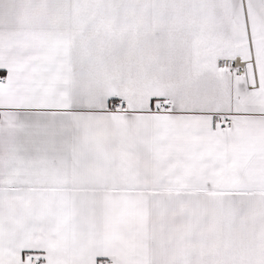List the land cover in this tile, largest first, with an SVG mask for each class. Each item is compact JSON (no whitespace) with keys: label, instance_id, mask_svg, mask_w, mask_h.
Returning a JSON list of instances; mask_svg holds the SVG:
<instances>
[{"label":"snow or ice","instance_id":"obj_1","mask_svg":"<svg viewBox=\"0 0 264 264\" xmlns=\"http://www.w3.org/2000/svg\"><path fill=\"white\" fill-rule=\"evenodd\" d=\"M0 264H264V0H0Z\"/></svg>","mask_w":264,"mask_h":264}]
</instances>
